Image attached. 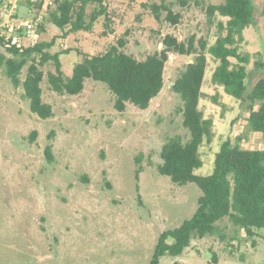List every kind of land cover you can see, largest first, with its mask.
I'll return each instance as SVG.
<instances>
[{
    "label": "rangeland",
    "instance_id": "rangeland-1",
    "mask_svg": "<svg viewBox=\"0 0 264 264\" xmlns=\"http://www.w3.org/2000/svg\"><path fill=\"white\" fill-rule=\"evenodd\" d=\"M254 1L256 24L245 30L241 51L264 54V0ZM147 3L106 0L108 21L102 17L92 31L75 33L49 21L53 6L44 11L48 19L41 41L55 40L51 53L70 50L61 61L64 73L72 76L81 54H103L120 39L126 42L127 54L145 60L163 49L169 34L181 41L196 36L213 44L219 21H227L219 16L209 20L207 6L219 0L192 1L187 7L176 4L174 12L181 18L175 25L158 22ZM20 14L25 15V9ZM191 61L171 55L165 87L149 109L128 104L124 112L116 109V98L101 82L87 80L79 95L55 92L48 81L55 68L48 63L42 67L43 101L51 105L53 116L46 120L32 113L23 86H14L0 68V264H150L160 235L190 219L202 195L195 183L177 185L157 169L167 140L189 137L183 116L177 113L181 98L171 88ZM217 65L209 57L200 102L205 117L214 121L215 132L201 147L204 166L196 174L202 176L213 172L224 140L239 141L249 150L264 149L263 135L247 130L245 104L212 85ZM27 70L23 69L21 82ZM248 72L251 90L264 78V67H255L254 59ZM48 146L52 162L46 155ZM176 261L264 264V229L248 237L225 218L215 235L193 239L181 256L166 255L160 264Z\"/></svg>",
    "mask_w": 264,
    "mask_h": 264
},
{
    "label": "trees",
    "instance_id": "trees-1",
    "mask_svg": "<svg viewBox=\"0 0 264 264\" xmlns=\"http://www.w3.org/2000/svg\"><path fill=\"white\" fill-rule=\"evenodd\" d=\"M192 1L197 4L204 2L148 0L145 7L158 22L175 25L181 18V14L174 12L176 4L187 7ZM219 1L206 9L210 21L216 16L227 19L226 22L219 21L218 35L213 44L196 36L181 41L169 34L162 41L163 49L145 60L127 54L124 51L126 42L120 39L103 54H81L83 59L75 65L72 76H67L61 56L69 54L70 50L51 53L55 40L40 42L23 52L16 48L0 49V68L5 69L14 86H23L32 113L43 120L53 116L51 105L43 101L45 73L42 67L48 63L55 68L54 72L48 73V81L55 92L79 95L84 91L87 80L101 82L116 98V109L124 112L128 104L143 111L149 109L165 87V71L171 55L192 59L184 65L171 88L181 98L182 105L177 108V113L182 114L183 126L189 131V137L185 139L176 135L169 138L160 153L162 163L157 169L177 185L195 183L202 195L190 219L160 235L150 264H160L166 255L181 256L193 239L215 235L219 231V222L225 218L233 226L243 229L248 237L255 236L256 230L264 229V149L249 150L239 141L224 140L216 153L213 172L206 176L196 174L204 166L201 147L215 136L214 121L206 118L200 109L209 57L218 63L211 78L212 85L223 88L227 95L245 104L249 113L248 132L261 133L264 139V78L251 90L246 83L248 65L255 59V67H264V54L241 51L246 41L245 30L256 24L257 6L254 0ZM54 6V10L53 6L48 9L52 10L49 21L61 30L69 28L70 33L90 32L100 18L109 19L106 0H54ZM89 6L93 7L91 12L87 11ZM42 29L45 31V24ZM258 57L261 58L256 60ZM25 67H28L27 75L21 82L20 75ZM51 151L52 146H48L46 155L50 162L53 161ZM139 173L137 170V175ZM173 264L180 263L176 261Z\"/></svg>",
    "mask_w": 264,
    "mask_h": 264
},
{
    "label": "built area",
    "instance_id": "built-area-1",
    "mask_svg": "<svg viewBox=\"0 0 264 264\" xmlns=\"http://www.w3.org/2000/svg\"><path fill=\"white\" fill-rule=\"evenodd\" d=\"M51 6L54 0H0V49L23 52L42 42L44 11ZM21 9L25 15L20 14Z\"/></svg>",
    "mask_w": 264,
    "mask_h": 264
}]
</instances>
